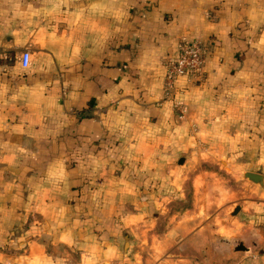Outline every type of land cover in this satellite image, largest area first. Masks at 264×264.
Masks as SVG:
<instances>
[{"label":"crops","instance_id":"0c3cea01","mask_svg":"<svg viewBox=\"0 0 264 264\" xmlns=\"http://www.w3.org/2000/svg\"><path fill=\"white\" fill-rule=\"evenodd\" d=\"M183 39L207 45L202 72L167 92ZM206 161L264 174V0H0V264H148L199 241L168 202ZM247 188L233 264H264Z\"/></svg>","mask_w":264,"mask_h":264},{"label":"rangeland","instance_id":"374dc122","mask_svg":"<svg viewBox=\"0 0 264 264\" xmlns=\"http://www.w3.org/2000/svg\"><path fill=\"white\" fill-rule=\"evenodd\" d=\"M224 160V158H223ZM204 169H191L189 177L184 180V186L175 188L173 199L168 202L169 213L172 212L174 224L184 208H188L190 227L200 228L201 232L196 238H189L181 244L177 241L169 244L168 249H143V262L148 264H233V255L240 250L235 249L238 241L243 246L251 244L247 239L245 229L247 225L239 209L235 206L245 203L247 185L253 184L259 190L261 186L243 175L244 169H237L236 164L206 161L202 164ZM232 167L233 169H231ZM236 202V203H235ZM165 202L162 203V206ZM240 208V206H239ZM165 209V207H162ZM189 241V242H188ZM172 245V246H171ZM125 254L129 256L131 250L127 245ZM184 258V259H182ZM188 261V262H187Z\"/></svg>","mask_w":264,"mask_h":264},{"label":"built area","instance_id":"2783aa9c","mask_svg":"<svg viewBox=\"0 0 264 264\" xmlns=\"http://www.w3.org/2000/svg\"><path fill=\"white\" fill-rule=\"evenodd\" d=\"M207 45L199 39H183L178 45L174 58L166 63L164 88L171 90L175 80L181 75H200L203 68ZM21 64L29 65L30 52L24 50L20 55Z\"/></svg>","mask_w":264,"mask_h":264},{"label":"water","instance_id":"95a60500","mask_svg":"<svg viewBox=\"0 0 264 264\" xmlns=\"http://www.w3.org/2000/svg\"><path fill=\"white\" fill-rule=\"evenodd\" d=\"M181 162V161H180ZM243 175L248 178L249 180L253 181L254 183H257L261 186L264 185V174L256 171L246 170L243 172ZM239 209V205L235 206L234 211L236 212ZM238 246H235V249H245L246 247L243 246L241 241H238ZM128 243L126 244V246Z\"/></svg>","mask_w":264,"mask_h":264}]
</instances>
